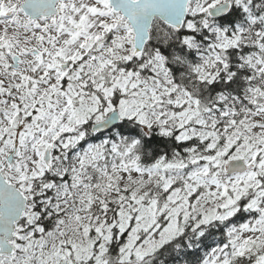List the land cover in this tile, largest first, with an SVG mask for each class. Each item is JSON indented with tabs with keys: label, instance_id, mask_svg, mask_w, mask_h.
<instances>
[{
	"label": "snow or ice",
	"instance_id": "6c2138e0",
	"mask_svg": "<svg viewBox=\"0 0 264 264\" xmlns=\"http://www.w3.org/2000/svg\"><path fill=\"white\" fill-rule=\"evenodd\" d=\"M0 264H264V0H0Z\"/></svg>",
	"mask_w": 264,
	"mask_h": 264
}]
</instances>
